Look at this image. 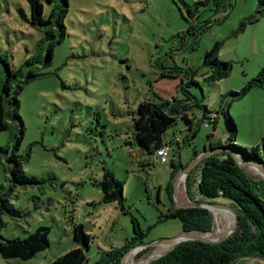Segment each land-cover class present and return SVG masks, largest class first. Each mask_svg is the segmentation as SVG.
<instances>
[{
    "label": "rangeland",
    "instance_id": "obj_1",
    "mask_svg": "<svg viewBox=\"0 0 264 264\" xmlns=\"http://www.w3.org/2000/svg\"><path fill=\"white\" fill-rule=\"evenodd\" d=\"M40 1L47 17L50 5ZM192 10L198 28L210 20L211 25L203 34L187 36L183 46L177 36L188 31L192 19L185 16ZM31 19L28 0H0V57L13 71L39 54V43L45 38L41 29L32 27ZM65 23L67 35L55 45L52 65L24 67V76L30 70L40 76L25 84L19 94L24 133L15 153L24 174L37 183L13 182L12 152L3 149L17 144L20 131L15 127L14 132L0 133V235L5 240L26 239L39 227H48L50 247L29 261L0 255V264H54L81 247L75 241L76 225H82L91 237L90 248L85 250L90 264L134 238L135 246L183 234L182 221L166 217L179 204L190 203L184 178L176 188L178 201L174 185V191H169L174 184L175 153L168 164H154L133 142L134 119L142 102L174 105L177 101L187 107L193 131L181 117L168 131L184 142L198 130L181 146L183 166L191 164L195 151L203 152L209 140L248 149L260 145L264 154V87H253L232 102L223 99L241 92L264 69L261 0H70ZM217 43L220 61L233 68L228 78L209 83L204 80L209 74L204 61ZM47 46L40 55L43 61ZM162 72L171 77H161ZM7 77L6 67L0 64V90ZM184 79L199 84L184 92ZM223 107L225 111L217 115ZM206 109L211 123L203 122ZM227 111L237 126L236 143ZM175 149L177 153L179 146ZM105 169L124 184V212L117 203L103 202L100 182ZM200 169L189 181L194 202L202 201L197 183ZM246 171L255 179H262L264 173ZM213 203L234 207L226 199ZM9 204L16 213L1 209ZM226 213L214 210L212 234L219 224L226 225L233 218V213ZM172 248L149 249L141 257L143 250H138L136 264H148Z\"/></svg>",
    "mask_w": 264,
    "mask_h": 264
},
{
    "label": "trees",
    "instance_id": "obj_2",
    "mask_svg": "<svg viewBox=\"0 0 264 264\" xmlns=\"http://www.w3.org/2000/svg\"><path fill=\"white\" fill-rule=\"evenodd\" d=\"M28 1L32 10L31 25L35 29H41L45 33V38L39 43V54L30 58L24 67L34 68L40 64L43 65V68L49 67L52 65L55 45L61 44L67 35L65 20L69 12L70 0H46L50 5V12L47 17H45V5L40 0ZM176 2L179 3V0H176ZM205 3L201 2L200 4L205 5ZM261 4L264 6V0H261ZM194 13L192 10L185 16L187 20L189 18L192 19L188 20L191 23L188 31L177 36V38L182 40L181 44L183 46L187 45L185 43L188 40L187 36L191 38L196 32L203 34L211 25L210 20L204 26L198 28L194 20L196 18V14ZM196 13H198V10ZM215 14L220 15L221 13L219 10H215ZM241 30L243 31V29ZM46 44H48V53L45 61H43L40 55L43 53ZM219 49L220 43H217L205 56L204 65L209 70V74L204 77V80L209 83L228 78L233 68L231 63L220 61L218 56ZM0 64L6 67L8 73L7 80L3 83L0 90V133L14 132L15 127L17 128L16 131H20L16 145H8L4 149L1 147L0 149H3L5 153L12 152L10 161L14 162L12 177L15 184L37 183L36 179H30L24 174L19 156L15 152L18 150L24 133L23 120L19 113V94L24 89L25 84L31 80L34 81L40 74L37 71L30 70L24 76V67L13 71L8 62L1 57ZM169 76L166 72L161 73V77ZM198 84L194 79H184L181 90L185 92L192 85ZM253 87H264V69L241 92H233L230 94L229 99L226 96L223 99L227 102H232L237 98L240 99ZM189 101L190 95L187 96V102ZM176 103L177 101H174V105H171L170 102H142L138 107V117L134 119L133 142L143 154L151 157V160L153 159L154 164L155 154L166 144V138L169 136L168 131L176 125L179 117L189 124L190 131L194 129V121L189 116L187 107L177 105ZM225 109V107L220 108L217 111V115L223 113ZM207 113L208 110L206 109L203 115V122L211 123L213 119L207 117ZM217 118L219 117L215 118L216 127ZM227 118L232 129L233 141L236 143L237 126L228 111ZM197 131L191 136L188 135L184 142L172 146V152L175 153L174 160L172 161V180H175L181 169H186L190 165L183 166L181 164V146H183V143H189L190 139L196 136ZM176 146H179L177 153L175 152ZM223 147L220 143L213 144L209 140L205 150H219ZM226 147L229 150L232 149V152L222 151L216 153L205 159L197 167L201 168V175L197 183L202 201L213 203V201L219 199H226L234 203V208L239 214V227L236 232L219 244H207L196 241L182 242L149 264H236L240 261L247 262L252 259H264V180L255 179L246 170L241 169L233 153L237 157L242 156L246 160L254 161L257 164L262 163L263 165L264 154L261 151L260 145L252 149L243 148L235 144L227 145ZM201 153L195 151L192 162ZM146 165L150 166V163ZM194 171L189 175L187 180L186 191L188 195L190 194L189 181ZM100 184L103 191V202L106 204L117 203L119 208L124 212L126 206L124 204L123 182L118 180L112 171L105 169ZM173 188V183H171L169 191ZM1 209L16 213L10 207V204L2 205ZM166 217L180 219L183 223L184 232L209 233L214 229L213 215L209 210L203 208L174 207ZM2 224L0 219V228ZM74 232L75 241L81 247L57 259L54 264H90L85 250L90 248L91 237L85 232V228L82 225H76ZM49 235L50 229L48 227H39L35 233L29 235L26 239L5 240L0 235V255L4 259L29 261L50 247ZM135 241H137V238H134L132 242H127L126 246L121 249L111 248L110 251L103 253L101 258L94 264H121L122 262L120 261L124 254L128 250L139 246H134ZM143 253L146 254L148 251L143 250L142 254L139 253L138 257H141Z\"/></svg>",
    "mask_w": 264,
    "mask_h": 264
},
{
    "label": "water",
    "instance_id": "obj_3",
    "mask_svg": "<svg viewBox=\"0 0 264 264\" xmlns=\"http://www.w3.org/2000/svg\"><path fill=\"white\" fill-rule=\"evenodd\" d=\"M232 150V149H231ZM229 150L228 147L224 146L222 149H219V150H204L199 157H197L194 162H192L186 169H181V171L178 173L177 177L175 178L174 180V186H175V195H177L176 193V188L177 186L179 185V183H181V180L184 178L185 181L188 180V177L189 175L194 171V169H196L205 159L213 156L214 154L216 153H219V152H222V151H231ZM232 152V151H231ZM234 157L236 158V161L238 163V165L240 166L241 169H244V170H249L251 172H254L255 174H258V172H260V169L262 172H264V165L262 163H256L254 161H251V160H246L244 157H237L235 155V153H233ZM264 174V173H263ZM261 175V178L264 180V175ZM184 181V183H185ZM190 203L185 205V204H179L178 205V208H189V207H194V208H203V209H206V210H209V212L212 214V215H215L214 214V210L215 209H226L232 213H234L237 217H238V225L236 228L234 229H229L227 230L220 238L216 239V240H208V239H205V240H199V239H196L194 238V233H201V232H183V234H181L180 236L176 237V238H173V239H169V240H163V241H156V242H153L151 244H147V245H139L135 248H132L130 250H128L123 258H121V261H123L124 257L126 256L127 253L131 252V251H134V250H147V249H153V248H157V247H161V246H164V245H170L173 247L179 245L180 243L182 242H186V241H196V242H201V243H207V244H219L223 241H225L228 237H230L231 235H233L234 232H236L237 228L239 227V214L237 212V210L234 208V207H229V206H222V205H219V204H215V203H211V202H194L192 201L189 196L187 195ZM176 200L178 201V198L176 196ZM214 231V229H213ZM212 231V232H213ZM211 233V232H209ZM209 233H202V234H209ZM181 237H188L187 240H184V241H179L181 240ZM163 256V255H162ZM162 256H159L158 258L162 257ZM150 263V262H149ZM148 263V264H149Z\"/></svg>",
    "mask_w": 264,
    "mask_h": 264
},
{
    "label": "bare ground",
    "instance_id": "obj_4",
    "mask_svg": "<svg viewBox=\"0 0 264 264\" xmlns=\"http://www.w3.org/2000/svg\"><path fill=\"white\" fill-rule=\"evenodd\" d=\"M261 170V169H260ZM185 180V179H184ZM234 218V220H233ZM233 218L230 217V224L229 227L225 230V229H217L215 234L209 233V234H202V233H194V238L199 239V240H216L218 238H220L227 230L229 229H234L237 227L238 225V217L233 213ZM233 220V221H232ZM215 236H219L217 238H211V237H215ZM188 237H181V240L179 241H184L187 240ZM138 255V250H134L131 251L129 253L126 254V256L124 257L123 261L121 264H136V256Z\"/></svg>",
    "mask_w": 264,
    "mask_h": 264
},
{
    "label": "built area",
    "instance_id": "obj_5",
    "mask_svg": "<svg viewBox=\"0 0 264 264\" xmlns=\"http://www.w3.org/2000/svg\"><path fill=\"white\" fill-rule=\"evenodd\" d=\"M181 142H182L181 136L177 134L169 135L168 138H166V144L164 145V147L159 149L155 154L154 156L155 163L168 164L171 158L172 146H174V144H179Z\"/></svg>",
    "mask_w": 264,
    "mask_h": 264
},
{
    "label": "crops",
    "instance_id": "obj_6",
    "mask_svg": "<svg viewBox=\"0 0 264 264\" xmlns=\"http://www.w3.org/2000/svg\"><path fill=\"white\" fill-rule=\"evenodd\" d=\"M224 210H226V209H224ZM226 211H227V213L230 214V212L228 210H226ZM226 214H224V215L226 216ZM221 224H223V223H221ZM221 224H219L218 229L221 228V229H225L226 230L229 227V225H231L232 223L230 224L229 221H227L226 225L223 224V226H222ZM236 264H264V259H252V260H248L247 262L246 261H240V262H238Z\"/></svg>",
    "mask_w": 264,
    "mask_h": 264
},
{
    "label": "flooded vegetation",
    "instance_id": "obj_7",
    "mask_svg": "<svg viewBox=\"0 0 264 264\" xmlns=\"http://www.w3.org/2000/svg\"><path fill=\"white\" fill-rule=\"evenodd\" d=\"M147 251H148V252H150V250H149V249H147Z\"/></svg>",
    "mask_w": 264,
    "mask_h": 264
},
{
    "label": "clouds",
    "instance_id": "obj_8",
    "mask_svg": "<svg viewBox=\"0 0 264 264\" xmlns=\"http://www.w3.org/2000/svg\"><path fill=\"white\" fill-rule=\"evenodd\" d=\"M187 189V188H186ZM187 192V191H186ZM215 227V226H214ZM157 259V258H156Z\"/></svg>",
    "mask_w": 264,
    "mask_h": 264
}]
</instances>
